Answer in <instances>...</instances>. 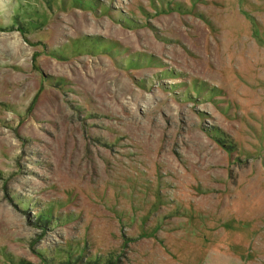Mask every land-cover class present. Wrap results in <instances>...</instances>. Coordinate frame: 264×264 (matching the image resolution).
<instances>
[{"label":"rangeland","instance_id":"374dc122","mask_svg":"<svg viewBox=\"0 0 264 264\" xmlns=\"http://www.w3.org/2000/svg\"><path fill=\"white\" fill-rule=\"evenodd\" d=\"M0 264H264V0H0Z\"/></svg>","mask_w":264,"mask_h":264}]
</instances>
